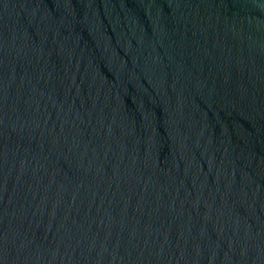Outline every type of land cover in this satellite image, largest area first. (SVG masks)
<instances>
[{
  "label": "water",
  "instance_id": "1",
  "mask_svg": "<svg viewBox=\"0 0 264 264\" xmlns=\"http://www.w3.org/2000/svg\"><path fill=\"white\" fill-rule=\"evenodd\" d=\"M0 264H264V0H0Z\"/></svg>",
  "mask_w": 264,
  "mask_h": 264
}]
</instances>
